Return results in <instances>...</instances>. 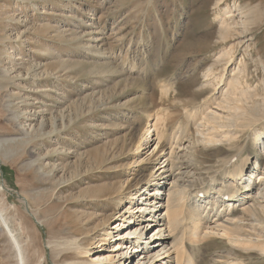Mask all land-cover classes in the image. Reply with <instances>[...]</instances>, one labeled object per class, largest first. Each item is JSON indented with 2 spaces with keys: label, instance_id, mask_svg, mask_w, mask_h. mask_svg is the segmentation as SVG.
Listing matches in <instances>:
<instances>
[{
  "label": "rangeland",
  "instance_id": "obj_1",
  "mask_svg": "<svg viewBox=\"0 0 264 264\" xmlns=\"http://www.w3.org/2000/svg\"><path fill=\"white\" fill-rule=\"evenodd\" d=\"M224 11L232 32L252 39L235 62L243 57L244 80L259 100L264 0H0V264H21V257L24 264H58L50 248L69 232L63 224L103 208L102 219L115 216L120 208L77 204L78 193L151 177L154 165L145 159L154 144L141 147L144 162L134 166L120 151L123 141L143 131L146 110L168 106L180 118L179 105L160 101V84L175 74L176 96L206 94L197 91L201 72L233 41L217 37ZM211 157L205 164L216 166ZM210 240L207 254L223 247Z\"/></svg>",
  "mask_w": 264,
  "mask_h": 264
},
{
  "label": "bare ground",
  "instance_id": "obj_2",
  "mask_svg": "<svg viewBox=\"0 0 264 264\" xmlns=\"http://www.w3.org/2000/svg\"><path fill=\"white\" fill-rule=\"evenodd\" d=\"M228 13L224 11L218 18L217 37L221 41L232 37L233 41L215 53L213 62L201 72L197 91L206 94L186 100L176 96L175 82L180 77L175 74L160 84V101L179 105L180 118L173 119L168 106H159L153 113L146 110L143 131L132 132L129 141H123L120 151L125 149V158L132 159L134 166L144 162L139 157L141 147L149 149L150 143L154 144L152 155L145 159L153 162L151 177L137 181L125 177V188L124 182L99 186L97 195L91 194L93 189L78 193L76 197L81 199L77 204L109 202L112 210L120 208L115 216L102 219L108 209L103 208L100 215L83 212L82 218L63 224L68 227L67 235L51 240L53 260L58 264L264 261V95L256 99V86L244 80L243 57L235 62V52L248 49L247 41L252 39L232 32L233 19ZM241 23L242 27L247 25L245 20ZM181 119L186 120L185 124ZM189 124L193 125L191 130ZM210 156L216 159V166L205 164ZM131 206L133 210L128 209ZM8 230L19 247L18 239ZM213 238L219 239L223 247L207 254L204 244ZM102 246H108L106 254L100 253Z\"/></svg>",
  "mask_w": 264,
  "mask_h": 264
}]
</instances>
